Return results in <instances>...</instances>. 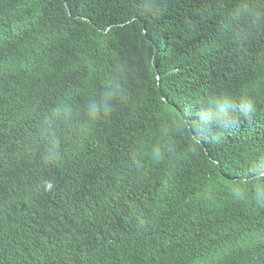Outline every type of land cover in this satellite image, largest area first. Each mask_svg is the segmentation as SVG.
<instances>
[{
  "label": "trees",
  "instance_id": "trees-1",
  "mask_svg": "<svg viewBox=\"0 0 264 264\" xmlns=\"http://www.w3.org/2000/svg\"><path fill=\"white\" fill-rule=\"evenodd\" d=\"M0 264H264V0H0Z\"/></svg>",
  "mask_w": 264,
  "mask_h": 264
},
{
  "label": "bare ground",
  "instance_id": "bare-ground-1",
  "mask_svg": "<svg viewBox=\"0 0 264 264\" xmlns=\"http://www.w3.org/2000/svg\"><path fill=\"white\" fill-rule=\"evenodd\" d=\"M230 184V183H229Z\"/></svg>",
  "mask_w": 264,
  "mask_h": 264
}]
</instances>
